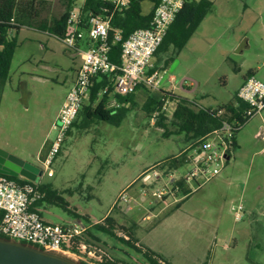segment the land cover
<instances>
[{
    "label": "rangeland",
    "instance_id": "374dc122",
    "mask_svg": "<svg viewBox=\"0 0 264 264\" xmlns=\"http://www.w3.org/2000/svg\"><path fill=\"white\" fill-rule=\"evenodd\" d=\"M211 1L213 14L185 49L176 54L170 46L156 55V62L162 92L174 91L199 109L218 110L233 100L250 71L264 83V0ZM84 2L34 0L37 23L60 17L68 7L80 9ZM17 43L9 80L0 93V149L36 166L43 173L36 183L52 185L73 213L91 220L89 224L107 225L106 217L115 220L114 237L94 227L89 230L99 239L88 234L97 249L120 264H150L120 241L136 229L139 248L154 246L168 264H264V111L236 134L238 148L221 171L209 182H193L190 194L179 202L167 198L157 203L155 191L143 182L147 172L140 176L155 165L147 174L165 170L171 158L191 146L183 135L164 138L158 119L154 122L153 113L144 109L147 98L158 91L139 90L120 126L94 119L87 127L79 118L49 178L37 159L56 139L53 125L83 55L38 27L20 30ZM175 107L164 114L168 132L176 130ZM153 184L155 189L160 186ZM143 189L148 198L144 203ZM123 193L137 204L131 201L128 209L118 203ZM239 205L241 220L233 211ZM40 212L51 224L76 220L54 205L44 204Z\"/></svg>",
    "mask_w": 264,
    "mask_h": 264
},
{
    "label": "built area",
    "instance_id": "2783aa9c",
    "mask_svg": "<svg viewBox=\"0 0 264 264\" xmlns=\"http://www.w3.org/2000/svg\"><path fill=\"white\" fill-rule=\"evenodd\" d=\"M104 1L112 6L109 16L98 15L84 18L77 7L70 13L66 33L60 38L56 36L66 47L83 53L84 61L53 125V131L57 133L56 139L50 144V149L44 158L42 154L38 158L49 178L54 176L51 165L86 104L93 80L97 76L115 74L113 95L126 97L136 94L143 87L151 91H161L160 74L153 69V59L172 23L183 9L185 0H160L150 26L136 30L125 41L122 40L120 31H117L111 39L110 31L114 14L127 9L130 0ZM116 43H121L122 47L120 65L110 60L111 48ZM237 96L248 105L243 117L246 123L264 111V83L254 74L245 79ZM171 105L174 103L166 100L161 111L153 115V121H157L161 114H165ZM114 107H119V104L111 99L108 108ZM242 126L243 124L239 122L231 124L225 121L220 129L200 139L197 146L193 148L190 146L188 152L185 151L177 156L180 161L178 169L172 170L168 167L149 174L147 173L153 169L146 171L143 182L155 191L156 202H164L167 198L173 199L174 203L179 202L182 200L181 197L184 199L187 196L184 191L188 190L193 182L202 180L206 183L215 177L229 160L236 128ZM185 166L190 168L186 170ZM153 181L160 186L153 188L155 186ZM41 185L31 181L20 183L0 174V211L2 212L0 236L42 249L71 253L86 264H104L106 259H110L101 249H97L92 244L95 242L88 236L89 230L93 227L92 224L74 220L71 223L59 225L44 220L40 212L42 206L40 203L46 195ZM117 200L128 209L133 201L126 193L121 194ZM147 200V192L143 189L141 202L144 203ZM133 203L137 204L134 201ZM233 211L236 213L237 220H241L243 206L239 205L236 209L233 208ZM146 219L149 220L150 216L148 215ZM124 238L126 241L130 240L127 235Z\"/></svg>",
    "mask_w": 264,
    "mask_h": 264
},
{
    "label": "trees",
    "instance_id": "16d2710c",
    "mask_svg": "<svg viewBox=\"0 0 264 264\" xmlns=\"http://www.w3.org/2000/svg\"><path fill=\"white\" fill-rule=\"evenodd\" d=\"M159 3L160 0H130L128 8L116 12L112 18V30L110 31L111 39L117 31L121 32L122 40L125 41L136 30L148 28ZM71 10L72 7H68L60 17L53 18L50 22L38 24L37 18L39 17V11L34 5V0H0V93L3 92L9 80L12 60L15 51L18 48L17 36L20 30L24 28L35 29L38 27L39 30L50 32L52 35L60 38L67 31V21L70 17ZM111 10L112 6L104 0H85L84 5L80 8L81 15L84 18L98 15L109 16ZM213 12L214 3L211 0H185L183 9L172 23L156 54L167 50L170 46L174 47L176 54H179L188 44L204 20L209 15H212ZM110 60L116 65L121 64V43H116L112 46ZM253 74V71H250L246 75V78ZM114 78L115 74L99 75L93 80V86L91 87L89 98L87 100L88 103L83 106L72 128L77 125L79 118H82V123L80 122V125H85L87 127L94 119L107 122L114 126L121 125L130 111L129 106L132 104L134 105L136 94L126 97L113 95L115 90ZM106 88H108L107 91ZM141 89L151 91L144 87ZM111 99L116 100L119 107L108 108ZM166 100L173 102L176 106L172 114V124L176 127V130L175 132H168V129L164 124V114H161L158 117V125L164 129V138L173 135H183L186 142L190 143L192 148L200 143V139L215 130L220 129L225 121H228L231 124H236V122L243 124L241 128H236V134H238L246 124V120H244L243 117L248 105L239 100L238 96H235L230 103L221 106L218 110H212L199 109L194 103L187 99L178 97L173 93L160 91L159 95H150L147 98L144 104V109L150 113L152 112L154 115L156 112L161 111ZM153 118L154 117L152 116V119ZM232 145V150L238 148L235 138L232 141ZM179 162L180 161L177 157L171 158L170 162H168L169 169H178ZM8 177L17 180L20 183L30 182L11 176ZM41 189L46 196L40 205H54L74 216L76 220H84L88 223L91 221L88 217H82L77 213H73L70 210L69 202H67L58 191L54 190L52 185L42 184ZM184 193L187 195L190 194L188 190L184 191ZM179 206L180 205L177 207ZM1 220L2 212L0 211V222ZM105 224L107 225H101L98 223L93 227L102 233L114 237L113 230L115 229V220L112 217H106ZM88 234L92 239L99 240L93 236L90 231ZM129 234V241L124 239H120V241L131 249L136 250L139 254L145 257L150 264H160L158 260L155 259L157 255L153 251L149 249L143 251L136 246L137 241L134 237L133 230H130ZM81 263L86 264L82 261ZM164 263L166 262L164 261ZM104 264H120V262L106 259Z\"/></svg>",
    "mask_w": 264,
    "mask_h": 264
},
{
    "label": "water",
    "instance_id": "95a60500",
    "mask_svg": "<svg viewBox=\"0 0 264 264\" xmlns=\"http://www.w3.org/2000/svg\"><path fill=\"white\" fill-rule=\"evenodd\" d=\"M0 174L36 182L43 173L18 157L0 149ZM0 264H82L74 254L47 250L0 236Z\"/></svg>",
    "mask_w": 264,
    "mask_h": 264
},
{
    "label": "crops",
    "instance_id": "0c3cea01",
    "mask_svg": "<svg viewBox=\"0 0 264 264\" xmlns=\"http://www.w3.org/2000/svg\"><path fill=\"white\" fill-rule=\"evenodd\" d=\"M196 1H199V0H196ZM245 7L247 8V6L245 5ZM209 16H211V15H209ZM208 16V17H209ZM207 19V18H206ZM205 19V20H206ZM204 20V21H205ZM192 39V38H191ZM191 39H190V41H191ZM189 41V42H190ZM189 42H188V44H189ZM187 44V45H188ZM186 45V46H187ZM185 46V47H186ZM185 49V48H184ZM183 49V50H184ZM182 50V51H183ZM181 51V52H182ZM180 52V53H181ZM79 53H81V52H79ZM179 53V54H180ZM82 55H83V53H82ZM157 56L159 55V53L158 54H156ZM156 55H155V57H154V59H153V69H154V71H157V72H159L158 71V68H157V62H156ZM83 58H84V55H83V57H82V61H81V63H83ZM81 67V66H80ZM78 71V70H77ZM77 71H76V74H77ZM254 73V75H255V72H253ZM76 74H75V76H74V79L72 80V83H74V81H75V79H76ZM245 79H246V76L244 77V79H243V81H242V83L238 86V88H237V90H236V92H235V95H234V97L235 96H237V94H238V90L240 89V87L243 85V83L245 82ZM73 85V84H72ZM191 88V85L188 87V89H190ZM5 89V88H4ZM174 90V89H173ZM4 91V90H3ZM169 93H173L174 94V91H171V92H169ZM176 95V94H175ZM62 107V106H61ZM70 131H71V129H70ZM49 149H50V145L49 146H45L44 147V154L46 155L47 153H48V151H49ZM40 154H42V156H44V154L43 153H40ZM179 156V155H178ZM177 157V156H176ZM21 159V158H20ZM21 160H23V159H21ZM38 160V159H37ZM24 162H26L25 160H23ZM26 163H28V162H26ZM29 164H31V163H29ZM160 164V163H159ZM159 164H157V166L159 165ZM156 166V165H155ZM154 166V167H155ZM154 167H152V168H154ZM152 168H148V169H146V170H144L141 174H140V176L145 172V171H148L149 169H152ZM140 176H139V178H140ZM141 200H142V198H141ZM136 226V225H135ZM136 230V229H135ZM134 229H133V231H134V237H135V239H136V241H137V243H136V246L139 248L140 247V240L138 239V236L136 235V231H135ZM152 247V248H151ZM154 246H149V247H147L149 250H151V251H153V252H155L156 254H158V255H160V257L162 256V255H164V254H162L161 252H157V250L155 249V248H153ZM162 260V259H161ZM162 263H164V261L162 260L161 261ZM167 263V262H166Z\"/></svg>",
    "mask_w": 264,
    "mask_h": 264
},
{
    "label": "flooded vegetation",
    "instance_id": "af4514ba",
    "mask_svg": "<svg viewBox=\"0 0 264 264\" xmlns=\"http://www.w3.org/2000/svg\"><path fill=\"white\" fill-rule=\"evenodd\" d=\"M20 178V177H19ZM25 179V178H24ZM27 180V179H26ZM155 253V252H154ZM156 254V253H155ZM157 256L155 257V259H157L158 260V262L160 263V264H162V262H161V260H160V256L158 255V254H156ZM145 258V257H144ZM146 259V258H145ZM147 260V259H146Z\"/></svg>",
    "mask_w": 264,
    "mask_h": 264
}]
</instances>
